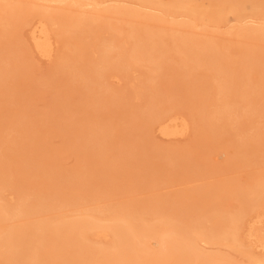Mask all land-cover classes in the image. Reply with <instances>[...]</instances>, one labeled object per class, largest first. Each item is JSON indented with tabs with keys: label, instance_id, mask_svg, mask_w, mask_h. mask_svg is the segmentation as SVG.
<instances>
[{
	"label": "rangeland",
	"instance_id": "374dc122",
	"mask_svg": "<svg viewBox=\"0 0 264 264\" xmlns=\"http://www.w3.org/2000/svg\"><path fill=\"white\" fill-rule=\"evenodd\" d=\"M77 1L79 5L68 6L66 3L43 0H25V3L21 0H0L13 6L22 4L24 8L15 22L18 26L11 25L7 34L0 37V65L10 67L6 93H2L4 88L1 90L0 87V177L3 179L0 180V205L14 207L22 201L31 206L45 196L50 205L49 209H34L32 214L24 218L7 217L0 222V228L23 227L32 220L73 217L87 210L105 211L111 207H131L129 211H138L140 213L137 215L153 221L154 207H146L148 201L157 202L158 205L166 203L172 210H197L201 213L203 211L199 208L206 205V202L204 197L197 195L200 190L205 191L208 203H212L209 209L218 207L229 212L241 208L242 200L238 191L264 177V39L253 40L240 31L261 26L264 28V14L252 11L248 0H235L246 5L243 14L246 17L252 16L251 20L242 22V18L238 19L235 14L228 13L225 20L215 24L207 19L172 15L171 11L159 8L149 11L136 0H114L100 8L81 6L92 3L91 0ZM163 1L168 5L169 0ZM198 1L205 8L212 4V0ZM113 5L125 7L129 14L108 13L107 7ZM33 8L35 11L47 10L52 14L62 12L69 16H94L101 21L104 26L102 29L89 38L84 37L83 42L90 46V50L87 49V59L82 66H86L85 62H96L97 54L93 48L95 43L123 40L134 30L155 29L167 35L181 34L211 44L218 51L216 54L226 55V62L233 67L236 76H246L248 80L245 81L251 83L250 88L245 89L240 79L238 81L241 84L229 93L235 113L234 123L225 129L223 127L218 136L201 135L202 122L199 117L202 113L210 116L219 98L218 90L208 85L214 72L211 73L207 67L191 71L196 79L193 85L180 76L188 69L182 64L180 55L172 49L169 51V61L163 64L164 68L158 73L152 72L144 63L130 61L127 62L132 64L127 70L128 78L116 70L107 72L100 79L101 86L96 85L97 91H94L95 97L96 92L102 94L99 97H102V103H91L81 89V80L87 71L83 72L80 79L72 70L80 63L73 60L67 62L73 47L70 42L62 39L57 26L54 27L52 58H41L35 51L28 33L31 24L38 19L33 16L35 13L29 12H34ZM171 45L168 41V46ZM247 53L262 58H258L255 66L244 69L241 63L244 64V54ZM153 74L160 76L151 82L148 78H153ZM239 92L245 96L236 97ZM150 104L188 116L192 121L188 134L181 139L166 140L158 135L155 128L148 133L139 129V119L134 115ZM84 111L91 112L92 117ZM79 123L81 128L86 124H93L97 129L100 126L104 128L95 150L81 146L79 141L91 136H83ZM146 133L149 135L146 136ZM244 143L248 144L246 153L237 155L238 147L235 148V145ZM224 152H227V156L222 158ZM21 168L24 173L20 172ZM76 168L81 169L79 178L87 181V186L69 189L62 181L66 173L68 175ZM48 178L51 179L47 181ZM63 193L77 196L78 200L71 204L64 200ZM200 221L210 226L203 217ZM87 235L93 243L111 241L110 238L99 239L93 232ZM245 243V249L251 251L254 257L263 256L260 250L252 248L247 241ZM204 248L208 253L226 257L233 264H254L251 256L226 244H208ZM65 249H48L44 261L48 264H70L66 258H71L75 249ZM52 252L55 255L51 257ZM61 253L66 258L61 259Z\"/></svg>",
	"mask_w": 264,
	"mask_h": 264
},
{
	"label": "bare ground",
	"instance_id": "6f19581e",
	"mask_svg": "<svg viewBox=\"0 0 264 264\" xmlns=\"http://www.w3.org/2000/svg\"><path fill=\"white\" fill-rule=\"evenodd\" d=\"M21 1L25 3V0ZM43 1H51L59 4L66 3L68 6H76L80 3L77 0ZM91 1L92 3L81 6L83 8L85 6L100 8L101 5L111 3L114 0ZM136 1L140 2L141 6L149 11L159 8L167 12L171 11V14H181V16L201 20L207 19L213 21L215 24H219L218 22H221L228 13L235 14L239 17L238 19L242 18V22L252 17H246L243 14L246 11V5L235 0H212L209 8H205L204 4L202 6L199 5L198 2L200 1L198 0H169L168 5L163 0ZM248 1L251 2L252 11L264 14V0ZM107 8L106 11L113 15L129 14V10L127 11L125 7L121 8L113 5V7ZM135 11L137 12V10ZM23 12L24 8L22 4L13 6L7 2H0V37L7 34L8 27L11 25L18 26L15 22ZM29 12L35 13V15L31 14L35 18H38L31 24L28 32L29 39L35 51L41 58L48 60L52 58L54 53V27L57 26L62 39L68 43L70 42L71 47H73V53L67 58V62L73 60L80 63L78 67H74L72 70L78 74L77 76L80 79L84 75L83 72L87 71L86 76L81 80V89H83L82 94L91 103H98L99 101L102 103V97L99 98L102 94L100 95L96 92L95 94L97 96L95 97L94 91H97L95 88L96 85L100 84L101 86L100 79L107 72L116 70L123 77L128 78L127 70L132 65L129 63L134 62L136 64L144 63L150 67L152 72L158 73L164 68L163 64L169 61L168 55L171 49L180 55L182 64L188 69L186 73L180 76L185 77V80L191 82L193 85L196 83V79L191 75V71L197 68L207 67L211 73L214 72V76L208 82V85L218 90L219 98L216 99V109L210 116H204L202 113V116L199 117V120L202 122V136H218L219 131L223 127L225 129L227 125H232L234 123L233 118L235 117V113L232 110L233 104L230 100L229 93L235 90L241 82L244 83L245 89L250 88L251 83L249 84L245 81L248 80L247 77L236 76L233 67H230L228 62H226V55L223 53L216 54L218 51L211 44L202 43L181 34L167 35L165 32L154 31L155 29L151 31L134 30L123 40L118 41L112 39L95 43L93 48L97 54L96 62L92 61L89 64L85 62L86 66H82L83 62L87 59V49L90 50V46L83 42L84 37L88 36L89 38L91 34L93 35L102 29L104 26L101 21L98 18H94V16L92 18L87 17L88 15L86 17L69 16L61 14L62 12L52 14L47 10H34V12L31 10ZM99 14L101 15V13ZM240 33L256 41H262L264 39V28L262 26L260 28H247L246 30L240 31ZM167 37H169L168 40ZM168 41L172 43L171 46H168ZM260 57L262 58V56L257 54H244V64L241 63L243 65L241 68L246 69L255 66L256 61ZM165 59L166 61H164ZM172 59L174 60V58ZM86 68L87 70H85ZM9 72L10 67L0 65V87L1 90L4 88L2 93H6L9 83L8 78L10 77ZM246 72L248 71L246 70ZM159 76L155 74L153 78L149 77L148 79L151 82L156 81ZM238 80L241 81L240 84ZM247 94L250 96L253 95L251 93ZM244 96L245 94L240 93L236 97L242 98ZM83 113H88L92 117V113L89 111H84ZM134 116L139 119V124L137 125L140 126L139 129L144 132H149V130L155 128L154 130H157L159 133L156 134L166 140L181 139L188 134L192 127V121L188 116L174 113L173 109H161V107H156L154 104L146 106L142 111L135 113ZM73 125L74 123L70 124V126ZM78 126L83 131V136H91L84 137L80 140L81 146L84 149L90 148L95 150L98 143H100L99 136H102V133L105 131L104 128L98 126L99 129H97L93 124H86L81 128V123ZM147 133L146 136L149 135ZM235 148H237V155H244L248 149V144L235 145ZM225 156H227V152H224L221 157L224 158ZM98 161L102 163L101 160ZM19 170L21 173L25 172H23V168ZM80 172L81 169L76 168L69 172L68 175L66 173L65 177L63 176L62 184L64 183L69 189L76 187L82 188L81 186L86 187L87 181L79 178ZM51 178H48L47 181ZM263 179L238 191L242 205L241 208L235 211L228 209L229 212H226L225 210H220L218 207L209 209V204L212 203H208L209 200L205 191L200 190L197 195L204 197L206 202V205L199 208V210L203 211H200L201 213H198L199 211L197 210L192 212H185L183 210L184 213L182 209L180 210L181 212L175 209L172 210L173 208L166 206V203H160L158 205L156 204L157 202L148 201L146 207L149 205L154 207V210L152 209L153 221H147L143 216L137 215V213H140L138 211L136 213H133L135 210L133 212L129 211L131 207L127 209L111 207L105 211L100 209L87 210L86 213L73 217L62 216L53 220H38L39 222L32 220L27 225L25 223L23 227H1L0 264H48L44 261L48 249L60 250L63 248L65 251V248L69 249V247L75 249V251L73 250V255L71 258H66L65 254L61 253V259L66 258V261L68 260L70 264H233L226 257L208 253L207 249L204 248L208 244H226L230 248L251 256L254 259V264H264ZM0 180L3 179L0 177ZM231 192L233 193V191ZM37 195H40V193H37ZM20 196L22 198V194ZM62 196L65 201L71 204H74L78 200V197L74 195H65L63 193ZM141 204L140 206H142ZM153 204H156V206ZM4 206L0 205V222L7 219V217L17 219L27 217L33 213L32 211L34 209L39 211L49 209L50 205L48 198L45 196L31 206L22 201L14 207ZM140 210L142 209L140 208ZM143 210L145 209L143 208ZM189 213L192 215H189ZM200 216L207 223H210L209 227L200 221ZM245 227L247 231L242 233ZM89 232H93L99 239L110 238L111 241L109 243H93L87 237ZM245 241L250 243L251 247L255 248V250H260L263 256L261 258L254 257L251 251L245 249ZM153 246H155V249L152 248ZM68 252L66 251V253ZM53 255H55L54 252L50 254L51 257Z\"/></svg>",
	"mask_w": 264,
	"mask_h": 264
}]
</instances>
